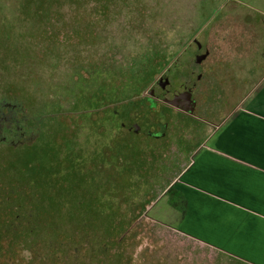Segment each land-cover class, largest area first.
<instances>
[{
  "label": "rangeland",
  "instance_id": "374dc122",
  "mask_svg": "<svg viewBox=\"0 0 264 264\" xmlns=\"http://www.w3.org/2000/svg\"><path fill=\"white\" fill-rule=\"evenodd\" d=\"M90 1L95 12L103 11L106 0ZM147 1L144 26L134 28L125 9L119 11L118 20L108 17L100 24L82 11L76 17L68 14L70 26L54 39L51 24L21 17L20 0H0V19L9 25L16 44L29 46V52L16 54L12 49L2 58L10 63L11 73L22 86L8 91L14 96L12 108H26L31 115L26 131L31 141L20 148H0V176L11 172L8 183L13 189L25 185L28 208L32 192H36L34 198H39L38 207L43 211L52 200L62 209L69 203L75 211L80 193H93L94 201L117 195L112 204L119 205L123 217L111 214L103 218L100 239L108 245L118 239L109 254L119 248L117 256H123V264H234L229 255L173 225L182 206L172 202L176 191L171 179L185 166L196 146L194 141L209 126L184 113L161 112L163 125L157 129L148 100L142 96L152 81L145 73L154 75L158 69L154 64L168 62L176 48L188 43L218 10L219 16L230 14L241 21L251 17L258 45H263L264 0ZM45 3L56 16L63 6L72 13L79 6L78 0ZM198 39H206L203 32ZM257 58L262 62L259 54ZM247 61H241L244 67ZM239 66L233 62V68L224 71L237 73ZM244 72L239 70L234 77L239 89L229 102H238L250 88L252 80L238 85L237 78ZM226 82L230 89L231 81ZM99 94L103 96L99 98ZM229 108L219 114L227 116ZM34 114L35 119L40 117L37 124ZM166 124L167 133H163ZM50 178L55 184L52 193L48 190ZM0 205L4 207L5 202ZM143 206L148 207L147 212ZM75 219L61 216L62 221ZM6 246L4 241L3 248ZM33 255L26 248L5 257L11 264H34ZM79 260L97 264L98 257L91 260L82 254Z\"/></svg>",
  "mask_w": 264,
  "mask_h": 264
},
{
  "label": "crops",
  "instance_id": "0c3cea01",
  "mask_svg": "<svg viewBox=\"0 0 264 264\" xmlns=\"http://www.w3.org/2000/svg\"><path fill=\"white\" fill-rule=\"evenodd\" d=\"M251 80L241 104L214 135L194 141L171 179L172 202L182 206L173 225L239 264H264V75Z\"/></svg>",
  "mask_w": 264,
  "mask_h": 264
},
{
  "label": "trees",
  "instance_id": "16d2710c",
  "mask_svg": "<svg viewBox=\"0 0 264 264\" xmlns=\"http://www.w3.org/2000/svg\"><path fill=\"white\" fill-rule=\"evenodd\" d=\"M78 4L77 13H72L66 6H63L61 12L56 16L48 11L50 6L45 3V0H20L19 11L25 21L32 20L41 24H51L53 27L50 29L54 39H58L63 29L70 24V19L67 15L76 17L78 13L81 15L82 11L90 14L91 17H95V21L100 24L102 21H106L108 17H111L114 21L118 20L121 16L119 11L121 10L122 12L125 9L129 12L130 22L134 28H139L141 25L144 26L146 23L143 16L145 14L144 11L148 8L147 0H106L101 6L103 7L101 12L93 10V3L90 0H78ZM8 26L7 23L0 19V29L2 30L0 43H6L5 47L2 48L0 46V114H2V119L29 121L31 115H27L29 114L27 112L28 109L12 108L11 98L14 96H11L12 93L8 91H10L12 86L16 89L22 86L17 82L16 75L14 76L11 73L13 68L10 63L8 64L6 60L2 59L5 53L12 49L16 51V54L29 52V46L16 44L18 41L15 40L16 37ZM30 56L34 57L31 54ZM154 65L156 68L158 66L161 67L158 63ZM7 74L8 76H6ZM146 76H152V72L151 74L145 73ZM98 96L101 98L103 95L99 94ZM33 116V121L37 124L40 117L35 119L37 114ZM10 173L0 176V181L4 183H0V203L5 202L4 207L0 205V264H11L5 256L26 248L33 250L34 264H85L79 260V256L82 254H87L91 260L98 257L96 261L98 262L117 243L118 239H114L109 245L102 244L100 239L102 237L101 228L104 225V222H102L103 218L111 214L118 218L123 217V212L120 210L119 205L114 206L112 204V199L117 198V195H110V197L100 196L94 201L92 199L93 193L90 192L91 196H84L87 193H80L75 211H72L69 203H66L62 209L61 204L59 205L58 201L55 200L47 204L48 209L43 211L38 207L40 205V203L38 204L39 198H34L36 192H32V206L30 209L25 200L26 188L22 187L24 184L13 189L11 186L13 184L8 183L10 176H12ZM49 181L48 190L52 193L51 189L53 190L55 184L52 178ZM95 193H98V191ZM151 202L152 200H150ZM147 209V206L142 207L144 212H147ZM76 212L77 214H75ZM63 215H73L77 219L62 221L61 216ZM87 217L102 218L89 221ZM118 224L119 222L116 223V225ZM125 230L126 227L119 232L118 236ZM4 241L7 242L5 249L3 248ZM118 249L113 253L114 258L111 256V259H107L105 263L123 264L122 262L125 260L123 256H117L119 253L117 252ZM233 262L234 264H239L235 259H233Z\"/></svg>",
  "mask_w": 264,
  "mask_h": 264
},
{
  "label": "flooded vegetation",
  "instance_id": "af4514ba",
  "mask_svg": "<svg viewBox=\"0 0 264 264\" xmlns=\"http://www.w3.org/2000/svg\"><path fill=\"white\" fill-rule=\"evenodd\" d=\"M218 13L219 10L208 17L195 36L188 43H181L169 61L161 67L158 66L154 75L152 74V81L142 98L148 100L154 127L157 129L163 125L161 112L164 115L167 112L169 114L180 112L205 123L210 129L206 132L209 131L214 135L252 87L251 83L250 88L242 94L238 102L236 100L233 103L229 102L230 96L235 97L239 89L233 81L239 70L245 71V74L237 78L238 85L241 81V84H246L257 74L261 77L264 75V44L258 45L256 32L252 29L254 27L252 24L255 22L251 17L248 18L249 20L245 18L241 21L230 14L219 16ZM201 32L206 39H198V34ZM194 39H198V42L193 43ZM159 54L160 52L158 56ZM258 54L262 62L258 61ZM245 60H248V64L244 67ZM233 62L240 65L238 72L224 71L226 67L232 69ZM227 79L232 83L230 89L226 87ZM187 91L192 93L193 98L192 104L189 105H185L189 99L185 95ZM224 107H230L227 116L219 114ZM1 116L2 114H0V148L3 147L5 150L20 148L31 141L26 133L29 121L2 119ZM167 125L163 133H167ZM203 131V128H198L199 133ZM109 252L110 250L97 264H108L105 262L111 258Z\"/></svg>",
  "mask_w": 264,
  "mask_h": 264
},
{
  "label": "water",
  "instance_id": "95a60500",
  "mask_svg": "<svg viewBox=\"0 0 264 264\" xmlns=\"http://www.w3.org/2000/svg\"><path fill=\"white\" fill-rule=\"evenodd\" d=\"M197 42H198V39H194V40H193V43H197ZM185 95H187L188 98H189V99H187L185 105L192 104V101H193L192 93H191L190 91H187V92L185 93Z\"/></svg>",
  "mask_w": 264,
  "mask_h": 264
}]
</instances>
